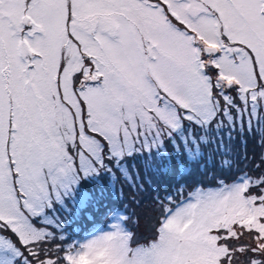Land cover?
Returning <instances> with one entry per match:
<instances>
[{"label": "snow or ice", "instance_id": "1", "mask_svg": "<svg viewBox=\"0 0 264 264\" xmlns=\"http://www.w3.org/2000/svg\"><path fill=\"white\" fill-rule=\"evenodd\" d=\"M237 137L143 231L103 204ZM0 264H264V0H0Z\"/></svg>", "mask_w": 264, "mask_h": 264}, {"label": "rangeland", "instance_id": "2", "mask_svg": "<svg viewBox=\"0 0 264 264\" xmlns=\"http://www.w3.org/2000/svg\"><path fill=\"white\" fill-rule=\"evenodd\" d=\"M213 146L211 144L202 146V152L204 155L195 160L189 161L186 155L179 157L180 162L184 165V171H180L179 165L176 163V158L173 159L171 169L166 174H150L148 179L153 181V184L149 186L145 184L146 190L136 194V199L140 200L139 206L133 201L134 195L132 189L122 180L116 184L115 192L109 191L106 194V198L103 204L108 207L110 203L119 205V208L124 209L127 206L126 211L128 214H134V216L140 218L141 231H143V225L145 219L149 216L155 215L152 212V197L155 195L153 188H158L163 194L166 188H173V182L186 181L189 182L195 177H199L203 180L205 178H213V176L222 172V174L232 175V173H238V170L250 172L254 169V166L260 163L259 154L262 151L256 143L250 138L247 144V159H244L245 149L241 144L240 137H237L231 144V153L229 156H224L219 152L212 151ZM223 159H229L232 163L231 172L227 168L221 169V161ZM141 177L144 178L143 170H141ZM123 185V199H117L115 197L120 196L119 189ZM103 210V209H102Z\"/></svg>", "mask_w": 264, "mask_h": 264}, {"label": "trees", "instance_id": "3", "mask_svg": "<svg viewBox=\"0 0 264 264\" xmlns=\"http://www.w3.org/2000/svg\"><path fill=\"white\" fill-rule=\"evenodd\" d=\"M236 174H238V173H232V175H227L226 176L225 174H222V172H218L214 176H225L226 178L231 179V177L233 175H236ZM194 181H202L204 183V185H210L211 182H212V178H205V180H203V179H201L199 177H195L194 179H192L189 182H186L185 180L184 181H179V182H173V186L175 187L178 184L191 185ZM166 189H171V188H166ZM108 207H116V208H119V205L114 204V203H110V205H108Z\"/></svg>", "mask_w": 264, "mask_h": 264}]
</instances>
